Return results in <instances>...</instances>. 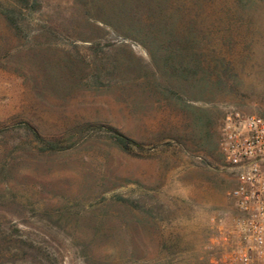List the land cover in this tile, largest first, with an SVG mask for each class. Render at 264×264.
<instances>
[{
  "label": "rangeland",
  "instance_id": "1",
  "mask_svg": "<svg viewBox=\"0 0 264 264\" xmlns=\"http://www.w3.org/2000/svg\"><path fill=\"white\" fill-rule=\"evenodd\" d=\"M118 2L0 0V264L219 248L217 139L227 113L264 116V0H147L145 46L99 19Z\"/></svg>",
  "mask_w": 264,
  "mask_h": 264
},
{
  "label": "built area",
  "instance_id": "2",
  "mask_svg": "<svg viewBox=\"0 0 264 264\" xmlns=\"http://www.w3.org/2000/svg\"><path fill=\"white\" fill-rule=\"evenodd\" d=\"M217 145L230 176L231 215L209 264H264V116L227 113Z\"/></svg>",
  "mask_w": 264,
  "mask_h": 264
},
{
  "label": "trees",
  "instance_id": "3",
  "mask_svg": "<svg viewBox=\"0 0 264 264\" xmlns=\"http://www.w3.org/2000/svg\"><path fill=\"white\" fill-rule=\"evenodd\" d=\"M145 1L147 0H119L118 6L116 5L115 9L111 8L109 11V16L99 19L118 35L131 38L145 46L148 40L146 36H144L145 32L143 27L146 26L145 23L149 25L150 22H145L139 16H134V13L137 12L141 5L145 4ZM122 15H124V17L126 16L124 19V31L119 30V28L113 24V19L115 21H121L120 17H122ZM113 136L118 144L121 146L125 145L126 138L124 136L119 133H114Z\"/></svg>",
  "mask_w": 264,
  "mask_h": 264
}]
</instances>
